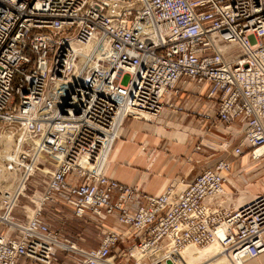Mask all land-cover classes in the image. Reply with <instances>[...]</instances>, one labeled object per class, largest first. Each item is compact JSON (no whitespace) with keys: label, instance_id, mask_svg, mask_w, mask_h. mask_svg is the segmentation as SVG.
Returning a JSON list of instances; mask_svg holds the SVG:
<instances>
[{"label":"built area","instance_id":"obj_1","mask_svg":"<svg viewBox=\"0 0 264 264\" xmlns=\"http://www.w3.org/2000/svg\"><path fill=\"white\" fill-rule=\"evenodd\" d=\"M188 85L215 107L206 119L245 123L232 150L258 159L264 0H0V264L59 251L73 264H180L215 243L232 264L264 253V196L221 203L230 161L156 196L107 173L126 121L179 109ZM65 211L103 230L97 247L61 239Z\"/></svg>","mask_w":264,"mask_h":264},{"label":"crops","instance_id":"obj_2","mask_svg":"<svg viewBox=\"0 0 264 264\" xmlns=\"http://www.w3.org/2000/svg\"><path fill=\"white\" fill-rule=\"evenodd\" d=\"M191 85L184 88L190 93ZM205 95H181L177 105L185 98L188 108L198 110V113H186L169 109L164 118L171 123L173 131H167L162 126L149 122L133 121L129 123L113 149L108 165V175L124 185H138L148 195H160L172 181L191 182L204 169L213 166L217 161L226 159L231 162V172L227 177L226 191L228 196L221 203L225 206L238 207L249 203L257 196H264V156L253 159L246 152L237 155L232 149V141L242 137L245 123L236 120L232 123L217 121L205 134V141L210 145L231 147L228 154L215 157L212 165L204 163L205 152L195 151L200 144L198 128H204L210 119L202 116L214 115L215 107L206 100ZM201 102V103H199ZM188 104H190L188 106ZM193 104V105H192ZM205 125V126H204ZM155 151V152H154ZM230 200V201H229ZM112 218L117 226L108 225L117 232H123L126 227ZM109 218V219H110ZM124 244L117 249L123 250ZM118 251V252H120ZM245 264H264V253L256 260Z\"/></svg>","mask_w":264,"mask_h":264},{"label":"rangeland","instance_id":"obj_3","mask_svg":"<svg viewBox=\"0 0 264 264\" xmlns=\"http://www.w3.org/2000/svg\"><path fill=\"white\" fill-rule=\"evenodd\" d=\"M181 95H193V94L188 93V92L187 93L182 92L179 97H181ZM179 97L175 98L176 105H177L176 101ZM202 100H204V99H202ZM202 100H200V101H202ZM199 103H201V102H199ZM189 105L190 104H188V106ZM180 108H183V111L186 113H191V112L192 113H198V110L194 109V106H193V108L187 107L185 98L181 101L179 109H177V110H180ZM167 110H169V109H165L158 119L153 120L152 122H149V123H153L155 125L162 126L167 131H173V128L171 126L172 124L168 123L167 120L163 116ZM202 118L205 119V116H202ZM133 121L147 122L143 119L130 118L126 121L125 126H124V130H125L126 126L129 123H132ZM215 123L216 122L210 121V123H208L206 126L204 125L205 126L204 128H198L195 132V133L199 134L200 142H203L204 144L207 145V147L204 148L202 151L205 152L204 153L205 154V156H204L205 162L204 163H210L209 165H212L215 157L221 156L223 154H228V152L231 148V147L230 148L224 147L221 145H219V146L218 145H210V144H208V142L205 141V134L207 133V130L209 128H211ZM124 130H123V133H124ZM122 138H123V134H122ZM241 138L242 137L235 138L232 141V146L236 145L240 141ZM12 146H13V141L11 140L9 145L6 146V148L11 150ZM109 159H110V157H109ZM33 200H35V202H37L38 197L36 196ZM230 203H231V205H233V202L230 201ZM48 214H50V213H48ZM63 216L65 217L64 221L62 220L63 223L61 221H54L53 222L54 226L52 227L54 231H57L60 233L62 240L67 239L71 242L76 243L77 245H79L81 247H84V248L97 247L100 244V241L103 237V230L101 228H99L98 226H96L95 224H93L89 221L76 218L75 216H73L68 211H65ZM107 224L112 225V226H117V224L115 223V221L112 218L107 220ZM210 246H208V247H210ZM208 247H204V248L198 247V248L201 249L202 252L207 253L206 250H208V249H206V248H208ZM204 249H206V250H204ZM115 251L118 252V251H120V249H116ZM20 264H32V263L28 262V261H21ZM53 264H73V262H72L69 254L67 252L59 251L57 253L55 259H54Z\"/></svg>","mask_w":264,"mask_h":264},{"label":"bare ground","instance_id":"obj_4","mask_svg":"<svg viewBox=\"0 0 264 264\" xmlns=\"http://www.w3.org/2000/svg\"><path fill=\"white\" fill-rule=\"evenodd\" d=\"M149 119V116H147ZM153 118H150L148 120L149 122L152 121ZM257 156L261 158L264 156V148L260 149L257 153ZM258 158V159H259ZM38 201L37 203L40 204L42 200L41 195H37ZM208 249V250H206ZM204 250L207 251V253L202 252L201 249L195 246H189L187 247L183 252L182 256L184 260L180 264H232L229 260V258L223 254L221 257L220 254L222 252L220 245L217 243L211 245L210 247L206 248ZM247 263V262H246ZM245 264V263H244Z\"/></svg>","mask_w":264,"mask_h":264}]
</instances>
